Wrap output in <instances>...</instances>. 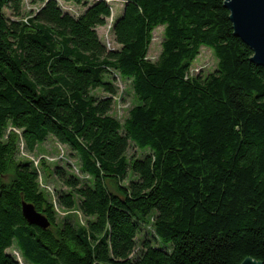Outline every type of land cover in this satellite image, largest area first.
I'll return each instance as SVG.
<instances>
[{
  "label": "trees",
  "instance_id": "obj_1",
  "mask_svg": "<svg viewBox=\"0 0 264 264\" xmlns=\"http://www.w3.org/2000/svg\"><path fill=\"white\" fill-rule=\"evenodd\" d=\"M23 1L0 0V264H20L12 247L29 264H264V67L233 34L224 0H119L112 50L96 31L109 0H61L83 5L77 16L38 0L28 17ZM201 46L217 66L193 77ZM112 73L136 100L123 122L110 114ZM49 137L86 175L55 165L66 189L52 195L18 159ZM130 143L145 154L128 155ZM22 201L50 226L29 224Z\"/></svg>",
  "mask_w": 264,
  "mask_h": 264
},
{
  "label": "rangeland",
  "instance_id": "obj_2",
  "mask_svg": "<svg viewBox=\"0 0 264 264\" xmlns=\"http://www.w3.org/2000/svg\"><path fill=\"white\" fill-rule=\"evenodd\" d=\"M87 1L90 3L92 0ZM57 2L63 11L69 12L74 16L79 15L85 9L83 5H77L72 2H63L61 0H57ZM41 4L42 3L38 0H24L22 16L28 17L29 14L35 13ZM109 5L111 7V16L107 18L106 24L103 26H98L96 31L101 42L106 46V48L112 50L119 48V45L114 42L111 29L115 19L122 13L123 2L119 0H109ZM5 13L11 19H15L10 15L9 10L6 9ZM162 34L163 26H159L153 31L151 44L147 54V58L151 61H155L160 53ZM216 66L217 59L214 56L213 51L207 46H201L199 49V54L190 65L189 75L193 77H205L209 73L213 72L216 69ZM109 78L117 88V93L113 97V106L110 114L117 118L120 122H123L127 116L128 110L136 102L135 96L133 95L129 80L122 79L117 73L110 74ZM94 93L99 96L107 95L100 89L95 90ZM132 154L143 155L145 154V151L139 150L135 145H133V143H130L128 155ZM25 158L28 160L32 158L37 162L36 166L39 169L40 175L39 183L43 189L48 187L45 190L48 191L49 195H52L56 190L66 189V187L58 180L57 176H55L52 172V169L55 165L64 167L67 171L79 176L80 178H86V175H82L79 171L78 160L74 156L73 151L67 146L58 143L51 137L47 138L44 143L40 144L33 153H29L25 151L23 147H20L18 159L23 160ZM42 161H44L49 167L48 170L43 169V165L41 164ZM128 181L129 178L123 181V184H127ZM57 208L59 221L61 217L66 214V212L61 210L58 205ZM71 213L76 216V220L79 223L85 224V217L79 211L72 210ZM8 253L14 255L20 264H29L20 257V254L15 247L8 249Z\"/></svg>",
  "mask_w": 264,
  "mask_h": 264
},
{
  "label": "water",
  "instance_id": "obj_3",
  "mask_svg": "<svg viewBox=\"0 0 264 264\" xmlns=\"http://www.w3.org/2000/svg\"><path fill=\"white\" fill-rule=\"evenodd\" d=\"M229 11L233 34L250 47L251 61L264 67V0H224ZM25 220L42 229L50 226L49 220L35 210L31 203L21 202ZM240 264H263L252 258H245Z\"/></svg>",
  "mask_w": 264,
  "mask_h": 264
},
{
  "label": "built area",
  "instance_id": "obj_4",
  "mask_svg": "<svg viewBox=\"0 0 264 264\" xmlns=\"http://www.w3.org/2000/svg\"><path fill=\"white\" fill-rule=\"evenodd\" d=\"M26 156H27V155H26ZM27 157H28V156H27ZM30 160H33L35 166L37 165V162H36L34 159L30 158ZM47 188H48V187H45V189H47ZM53 203H54L55 209L58 210L57 205H56V202H55L54 199H53Z\"/></svg>",
  "mask_w": 264,
  "mask_h": 264
}]
</instances>
